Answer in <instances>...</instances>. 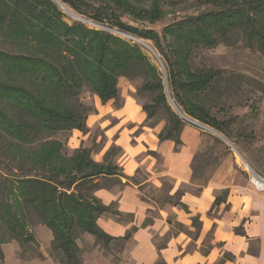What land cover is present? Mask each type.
<instances>
[{"label": "trees", "instance_id": "1", "mask_svg": "<svg viewBox=\"0 0 264 264\" xmlns=\"http://www.w3.org/2000/svg\"><path fill=\"white\" fill-rule=\"evenodd\" d=\"M58 1L93 23L151 41L165 67L169 97L181 113L168 100L158 66L139 45L79 20L69 22L55 0H0V151L11 171L0 179V230L22 243L35 241L27 222L33 213L51 230V247L61 253L60 264H83L75 227L104 246L115 243L121 248L137 227L112 236L97 224L105 213L121 222H126L124 216L133 217L121 213L115 202L105 205L95 196L98 190L132 181L114 160L121 149L111 145L99 162L90 148L80 145L70 153L65 140L52 137L70 135L74 129L88 132L87 118L94 109L81 101L82 92L89 90L101 104L119 101V78L131 79L129 71L137 67L148 77L137 88L148 93L141 103L144 125L162 122L160 141L171 140L175 148L181 145V130L191 123L182 115L232 140L234 119H217L198 98L218 88L224 71L194 68L192 56L195 49L213 48L233 32L264 52V0H196L206 7L164 25L161 33L126 23L120 14L154 22L166 15L165 0H97L96 6L88 0ZM195 170L193 164V179ZM175 204L188 211L185 204ZM144 220L143 226L151 221ZM191 220L197 234L199 218ZM234 231L243 234L241 227ZM4 241L0 237V244ZM3 258L0 249L1 262ZM230 258L223 255L219 264Z\"/></svg>", "mask_w": 264, "mask_h": 264}, {"label": "crops", "instance_id": "2", "mask_svg": "<svg viewBox=\"0 0 264 264\" xmlns=\"http://www.w3.org/2000/svg\"><path fill=\"white\" fill-rule=\"evenodd\" d=\"M128 105L127 100L121 111ZM135 107L132 118L123 114L121 123L139 125L145 121L141 105ZM162 126V122L152 127L144 126L137 135H132V129L123 128L116 136V145L122 151L118 165L127 176L144 170L145 177L122 187L95 192L103 204L115 202L121 213L133 215L130 221L121 222L102 214L97 219L98 226L112 236H123L131 226L137 227L126 243L129 264H219L225 254L231 258L221 264H264V191L252 186L248 173L237 159L255 174L264 175V135L252 128L248 132L235 133L230 144L225 141L229 145L226 155L204 182H198L193 179L195 155L205 147L207 136L214 134L192 122L187 123L181 130L182 143L175 148L173 141L158 139ZM87 136L88 133L74 129L68 145L74 140L72 147H78ZM105 150L104 147L95 153L96 161L102 160ZM163 179L171 181L169 195L183 187L179 202L185 204L188 211L180 204L167 202L158 208V215L143 226L153 206L141 187L148 183L160 187ZM216 198L217 204L214 203ZM169 215H173L186 231L168 235ZM193 216L200 221L197 234L192 225ZM237 227L242 228L243 234L234 231ZM158 237L163 238L161 242H157ZM189 245L193 248L187 249Z\"/></svg>", "mask_w": 264, "mask_h": 264}, {"label": "rangeland", "instance_id": "3", "mask_svg": "<svg viewBox=\"0 0 264 264\" xmlns=\"http://www.w3.org/2000/svg\"><path fill=\"white\" fill-rule=\"evenodd\" d=\"M88 1L95 6L98 4L97 0ZM147 4L148 1H145L143 5L147 6ZM204 7L206 6L200 5L196 0H165L162 8L167 13L157 21L135 20L127 13H121L120 19L138 28H150L161 33L164 25L181 19L185 15L196 12V10L203 9ZM61 9L66 13V18L69 22L79 20V22L81 21L89 27L108 30L115 35L139 45L149 56L151 62L153 61L158 66L159 71L162 73V78L166 75L165 67L163 65L161 66L157 57L139 42V40H144L153 48L151 41L121 32L117 28L93 23V21L77 14L69 7H67V10L62 7ZM1 47L3 45L0 43ZM192 64L194 68L214 67L224 71L218 88L200 95L198 98L210 114L217 117V119H234L231 125L232 140L235 133L239 131L248 132L250 128L254 129L257 134L264 135V52L258 48L257 43L253 42L249 44L240 32H233L225 41L213 48L207 49L199 47L195 49L192 56ZM129 74L131 75V79L120 77L118 80L119 101L110 100L105 104H101L99 98L89 90H84L81 94V101L91 106L94 111L88 115L86 123L88 136L85 137L86 139L81 140L80 145L84 148H90L91 151H96L93 154L90 151L94 160L96 158L95 153L99 149L104 147L107 149L111 145H116V136L119 135V132L123 128L124 130L132 129V135H137L139 130L146 126L144 122L139 125L137 123L132 125L125 121L121 123L123 114L132 118L135 113V105L140 106L148 96L146 91H137V88L147 80L146 73L142 69L135 67L129 71ZM127 100L130 105L124 111H121V108ZM194 121H197L202 129L213 133L221 140V143L216 142L208 135L206 145L196 159V181L204 182L217 163L226 155L229 145L222 138L225 136L220 132L199 122L197 119ZM68 136L69 133H57L52 137L63 141L65 140L67 150L71 153L72 150L78 148L80 145L78 147H72L74 140L68 145ZM232 140H229V142ZM121 152L114 157L117 165ZM237 159L242 168L248 173V177H250L252 174L251 170L239 158ZM10 172V163L0 151V179L4 180L3 175ZM122 173L127 176L123 170ZM262 176L264 177V175ZM128 177L132 181L142 180L145 177V171L139 170L134 176ZM171 187V181L167 179H163L161 186L157 188L151 183L141 187L142 192L151 199L153 206L149 211V218L158 215V208L163 207L167 202L175 204V202L180 200L181 194L177 192L183 191V187L176 190L173 195H169ZM113 208L115 207H112V210ZM108 215L113 217L112 214L108 213ZM131 219L127 216L123 217L124 221H130ZM167 219L171 223V229L168 235L176 231H186V228L175 220L173 215H169ZM27 222L29 224V232L34 236L35 241L22 243L15 238L8 237L4 231L0 230V237L3 239L6 238V241L0 244V249L4 256L3 262L0 261V264H60L61 253L51 247V230L33 213L29 214ZM189 234L192 235L191 232ZM73 236L79 247L78 251L83 260V264H129V246L127 244L123 248L118 245L116 246L115 243L104 246L102 243L97 242L92 235L80 231L78 227L74 228ZM162 239L158 237L157 240L159 241L157 242H161ZM192 248L193 245L187 246V249Z\"/></svg>", "mask_w": 264, "mask_h": 264}, {"label": "water", "instance_id": "4", "mask_svg": "<svg viewBox=\"0 0 264 264\" xmlns=\"http://www.w3.org/2000/svg\"><path fill=\"white\" fill-rule=\"evenodd\" d=\"M55 1H56V2H57L62 8H64V6L62 5L61 2H59L58 0H55ZM157 58H158L159 63H160L161 66H162V62H161V59L159 58L158 54H157ZM163 74H164V73H163ZM164 78H165V75H164ZM163 81H164L165 91L167 92L166 94H167V97H168V100H169L170 104L172 105V107H173L175 110H177V111L179 112V110L176 108V106L174 105L173 101H172L171 98L169 97L168 89H167V83H166V78L163 79ZM179 113H180V112H179ZM180 114H181V113H180ZM182 116H183L186 120H188V121L194 123L195 125L201 127V125H200L199 123H197V121H193V120H191V119L185 117L184 115H182ZM220 136H221V135H220ZM222 138H224V140H225L228 144H230L229 141L226 140L225 137H222ZM245 164H246V163H245ZM246 165H247V164H246ZM247 167H248V165H247Z\"/></svg>", "mask_w": 264, "mask_h": 264}, {"label": "built area", "instance_id": "5", "mask_svg": "<svg viewBox=\"0 0 264 264\" xmlns=\"http://www.w3.org/2000/svg\"><path fill=\"white\" fill-rule=\"evenodd\" d=\"M251 172L252 174L249 177V182L252 184L254 188H256V190L264 191V178L258 174H255L253 171Z\"/></svg>", "mask_w": 264, "mask_h": 264}, {"label": "bare ground", "instance_id": "6", "mask_svg": "<svg viewBox=\"0 0 264 264\" xmlns=\"http://www.w3.org/2000/svg\"><path fill=\"white\" fill-rule=\"evenodd\" d=\"M62 5L64 6L63 9L67 10V7H66L64 4H62ZM139 42H140L141 44H143L146 48H148L150 51H152V54L155 55V56L157 57V53L154 51V49L152 48V46H151L148 42H146V41H144V40H139ZM157 59H158V58H157Z\"/></svg>", "mask_w": 264, "mask_h": 264}]
</instances>
